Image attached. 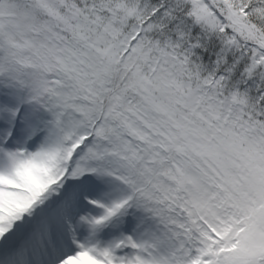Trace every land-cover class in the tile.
Returning <instances> with one entry per match:
<instances>
[{
    "label": "snow or ice",
    "instance_id": "snow-or-ice-1",
    "mask_svg": "<svg viewBox=\"0 0 264 264\" xmlns=\"http://www.w3.org/2000/svg\"><path fill=\"white\" fill-rule=\"evenodd\" d=\"M0 264H264V0H0Z\"/></svg>",
    "mask_w": 264,
    "mask_h": 264
}]
</instances>
